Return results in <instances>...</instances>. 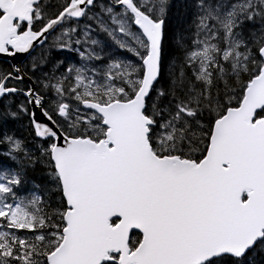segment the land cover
Wrapping results in <instances>:
<instances>
[{"label": "snow or ice", "instance_id": "obj_1", "mask_svg": "<svg viewBox=\"0 0 264 264\" xmlns=\"http://www.w3.org/2000/svg\"><path fill=\"white\" fill-rule=\"evenodd\" d=\"M0 264H264V0H0Z\"/></svg>", "mask_w": 264, "mask_h": 264}]
</instances>
